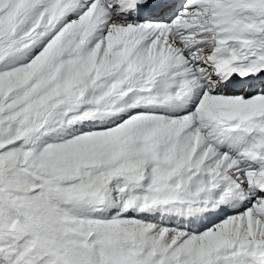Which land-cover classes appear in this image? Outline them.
I'll return each mask as SVG.
<instances>
[{"label":"snow or ice","instance_id":"6c2138e0","mask_svg":"<svg viewBox=\"0 0 264 264\" xmlns=\"http://www.w3.org/2000/svg\"><path fill=\"white\" fill-rule=\"evenodd\" d=\"M0 264H264V0H0Z\"/></svg>","mask_w":264,"mask_h":264}]
</instances>
